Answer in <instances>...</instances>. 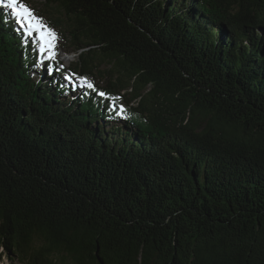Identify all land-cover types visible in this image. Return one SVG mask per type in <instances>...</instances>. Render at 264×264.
Wrapping results in <instances>:
<instances>
[{
    "label": "trees",
    "instance_id": "obj_1",
    "mask_svg": "<svg viewBox=\"0 0 264 264\" xmlns=\"http://www.w3.org/2000/svg\"><path fill=\"white\" fill-rule=\"evenodd\" d=\"M45 4L68 65L37 64L0 0V249L18 264H264V0Z\"/></svg>",
    "mask_w": 264,
    "mask_h": 264
},
{
    "label": "snow or ice",
    "instance_id": "obj_2",
    "mask_svg": "<svg viewBox=\"0 0 264 264\" xmlns=\"http://www.w3.org/2000/svg\"><path fill=\"white\" fill-rule=\"evenodd\" d=\"M3 6L10 10V15L23 30V34L27 38L32 39V44L38 53L37 64L43 62L44 59L55 60L57 41L59 39L57 32L50 27L43 17L37 15L35 10L29 7L25 0H3ZM86 87L92 89L102 98L109 100V107L117 111V115H122L125 111L122 105L117 106L116 101L119 97H110L104 91H98L95 85L81 78Z\"/></svg>",
    "mask_w": 264,
    "mask_h": 264
},
{
    "label": "rangeland",
    "instance_id": "obj_3",
    "mask_svg": "<svg viewBox=\"0 0 264 264\" xmlns=\"http://www.w3.org/2000/svg\"><path fill=\"white\" fill-rule=\"evenodd\" d=\"M26 4L35 10V13L39 16H42L45 19H49L52 15L61 14L55 10L54 6L45 4V0H25ZM58 34V41H57V57L62 60L64 58L63 63L68 65L73 61L77 60V53L71 52L72 44L69 42L70 36L69 34L65 33L66 40L63 39V36L58 30V27L53 28ZM59 29L63 30V28L59 27ZM69 39V40H68ZM68 56V58H67ZM68 59V60H67ZM107 66H101L102 69H105ZM5 249H0V264H18L15 258L12 255L5 254Z\"/></svg>",
    "mask_w": 264,
    "mask_h": 264
},
{
    "label": "bare ground",
    "instance_id": "obj_4",
    "mask_svg": "<svg viewBox=\"0 0 264 264\" xmlns=\"http://www.w3.org/2000/svg\"><path fill=\"white\" fill-rule=\"evenodd\" d=\"M2 11V10H1ZM67 58H68V56H67ZM68 60V59H67Z\"/></svg>",
    "mask_w": 264,
    "mask_h": 264
}]
</instances>
